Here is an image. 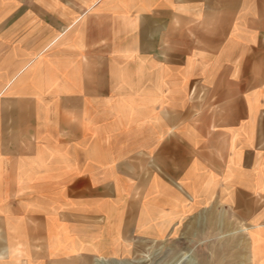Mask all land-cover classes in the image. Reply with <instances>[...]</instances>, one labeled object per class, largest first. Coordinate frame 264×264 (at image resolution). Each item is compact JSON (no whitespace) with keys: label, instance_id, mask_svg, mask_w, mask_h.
Returning <instances> with one entry per match:
<instances>
[{"label":"crops","instance_id":"1","mask_svg":"<svg viewBox=\"0 0 264 264\" xmlns=\"http://www.w3.org/2000/svg\"><path fill=\"white\" fill-rule=\"evenodd\" d=\"M176 231L264 264V0H0V264Z\"/></svg>","mask_w":264,"mask_h":264},{"label":"rangeland","instance_id":"2","mask_svg":"<svg viewBox=\"0 0 264 264\" xmlns=\"http://www.w3.org/2000/svg\"><path fill=\"white\" fill-rule=\"evenodd\" d=\"M194 238L193 232L177 231L159 240L139 238L126 254L97 259V264H250L246 240H235L234 248L226 249L217 240L196 245Z\"/></svg>","mask_w":264,"mask_h":264},{"label":"bare ground","instance_id":"3","mask_svg":"<svg viewBox=\"0 0 264 264\" xmlns=\"http://www.w3.org/2000/svg\"><path fill=\"white\" fill-rule=\"evenodd\" d=\"M97 259H99L100 262H102L105 258H104V257H99V258H97Z\"/></svg>","mask_w":264,"mask_h":264}]
</instances>
